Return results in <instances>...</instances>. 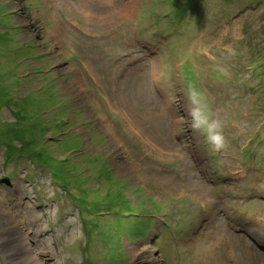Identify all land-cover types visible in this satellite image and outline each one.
Segmentation results:
<instances>
[{
  "label": "rangeland",
  "instance_id": "1",
  "mask_svg": "<svg viewBox=\"0 0 264 264\" xmlns=\"http://www.w3.org/2000/svg\"><path fill=\"white\" fill-rule=\"evenodd\" d=\"M263 238L264 0H0V264H264Z\"/></svg>",
  "mask_w": 264,
  "mask_h": 264
},
{
  "label": "clouds",
  "instance_id": "2",
  "mask_svg": "<svg viewBox=\"0 0 264 264\" xmlns=\"http://www.w3.org/2000/svg\"><path fill=\"white\" fill-rule=\"evenodd\" d=\"M185 122L192 132L204 138V143L217 151L226 147L225 121L218 116L206 94L190 86L185 92Z\"/></svg>",
  "mask_w": 264,
  "mask_h": 264
},
{
  "label": "bare ground",
  "instance_id": "3",
  "mask_svg": "<svg viewBox=\"0 0 264 264\" xmlns=\"http://www.w3.org/2000/svg\"><path fill=\"white\" fill-rule=\"evenodd\" d=\"M59 6H60V3L57 4V8H61V7H59ZM127 8H129V4L124 6L123 11H124V10L126 11ZM84 10H85V9H84ZM86 11H88L89 13L92 12V10H89V9H86ZM58 25H59V23H58ZM59 31H60V33H62L60 27H59ZM128 97L131 98V99H126V97H125V100H123V103H124V104H122V106H124L126 109L129 108L128 110H130V112L132 113V115H131L130 118H128V114H127L124 110H123V112L125 113L126 119H128V120H129L130 122H132V123H136V122H137V119H141V118H142V114H139V115L137 116V113H136V114L134 113V112L136 111L135 108H134V106H135L137 103L140 102L139 105H140L141 107H143L144 102H143V101L141 102V96H139L138 93H135V94H134V97H133V94L130 93V94L128 95ZM128 97H127V98H128ZM127 107H128V108H127ZM150 110H151V108H150V109H145V111H146V115H147V114H150ZM139 123H140V122H139Z\"/></svg>",
  "mask_w": 264,
  "mask_h": 264
}]
</instances>
